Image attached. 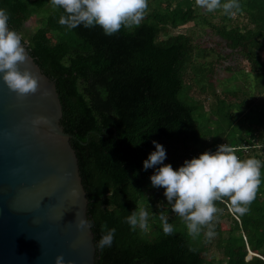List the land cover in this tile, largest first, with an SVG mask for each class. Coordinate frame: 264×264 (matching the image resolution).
Segmentation results:
<instances>
[{
    "label": "trees",
    "instance_id": "trees-1",
    "mask_svg": "<svg viewBox=\"0 0 264 264\" xmlns=\"http://www.w3.org/2000/svg\"><path fill=\"white\" fill-rule=\"evenodd\" d=\"M150 1L157 6L139 26H122L118 33L108 36L99 25H81L73 30L60 25L64 10L52 7L51 0H0V8L11 14L9 27L21 36L42 71L56 80L63 106L62 124L73 135L71 143L89 200L87 214L93 224L95 243L101 237L102 224L106 222L109 228L116 229L112 246L97 249L96 264H264V129L252 125L246 129L231 128L232 105L221 102L219 114L230 127L227 132L221 125L215 128L222 130L219 135L214 134L210 148L217 150L226 136L241 160L249 156L261 162L259 189L255 200L247 206L248 212L234 214L229 198L224 197L215 202L218 211L210 224L199 226L198 233H190L189 222L172 212L163 189L153 187V198H146L149 184L145 177L154 174L155 168L145 171L142 163L155 150L152 141L176 143L178 148L188 143L203 146L202 138L209 131L195 115L199 107L186 96L183 76L192 57L191 36L180 30L171 33L190 21L199 23L202 8L196 0H169L166 7L158 6L163 0ZM227 2L221 0V6ZM236 2L249 15L252 27L223 24L222 31L206 15L205 23L225 40L222 50L227 54L219 52L221 59L233 53L243 55L254 73H262L264 0ZM48 5L51 8L46 13L42 9ZM31 8L44 15L35 30L24 38L25 16ZM228 13L222 22L227 20ZM46 24L52 27L54 44L47 36ZM79 77L89 78V89L78 90ZM242 146H248L250 154ZM199 155L190 148L186 160ZM167 159L164 163H170L174 169L185 161H177L175 155ZM145 201V209L151 212L149 219L157 225V235L152 238L146 228L137 226L134 231L125 222L131 211L142 208ZM161 211L173 226V235L164 234ZM224 218L230 219L231 226L222 231L219 222ZM209 230L215 237H211L210 245L216 244L225 252L224 260L204 255L199 242L202 233ZM249 252H254L250 258Z\"/></svg>",
    "mask_w": 264,
    "mask_h": 264
},
{
    "label": "water",
    "instance_id": "water-1",
    "mask_svg": "<svg viewBox=\"0 0 264 264\" xmlns=\"http://www.w3.org/2000/svg\"><path fill=\"white\" fill-rule=\"evenodd\" d=\"M18 67L40 76V91L20 99L0 73V264H55L61 253L96 264L92 228L77 227L89 200L56 80L29 50Z\"/></svg>",
    "mask_w": 264,
    "mask_h": 264
},
{
    "label": "clouds",
    "instance_id": "clouds-1",
    "mask_svg": "<svg viewBox=\"0 0 264 264\" xmlns=\"http://www.w3.org/2000/svg\"><path fill=\"white\" fill-rule=\"evenodd\" d=\"M52 6H60L65 14L59 19V24L73 30L81 25L84 28L101 26L105 35L118 33L122 26H139L144 19L148 0H51ZM196 4L212 12L221 7V0H196ZM238 8L236 0H228L223 9L228 12ZM11 14L6 8H0V73L8 88L17 93L20 99L40 91V76L28 68L21 70L19 63L27 62L28 50L22 44L21 36L9 27ZM45 120L38 117L34 123ZM155 150L150 152L143 161V168H155L151 175L152 187H163L164 196L171 205L173 213L189 223L190 233H198L199 226L210 224L218 211L215 202L228 197L234 214L244 215L256 198L260 185L261 162L254 158L241 160L236 149L229 143L221 144L216 152L206 151L198 157L185 160L178 169L165 164L166 149L158 141H152ZM161 204H158L160 207ZM109 207V211H111ZM150 213L144 208H136L125 218L132 230L147 227ZM160 220L165 235H173L174 228L168 223V218L161 211ZM92 228V221L81 217L77 227ZM115 228H109L107 223L101 225V237L96 242V248L103 250L111 247L115 238ZM206 235H214L209 230ZM55 264H75V261L65 260L61 253L55 257Z\"/></svg>",
    "mask_w": 264,
    "mask_h": 264
},
{
    "label": "rangeland",
    "instance_id": "rangeland-1",
    "mask_svg": "<svg viewBox=\"0 0 264 264\" xmlns=\"http://www.w3.org/2000/svg\"><path fill=\"white\" fill-rule=\"evenodd\" d=\"M169 4V0H163L158 4V6L166 7ZM156 6V3L149 0L148 8L144 13V19L149 13L152 12V8ZM49 8L51 7L48 5L42 10L47 13ZM238 8L234 7L231 9L228 13L227 20L224 22L222 21L226 11L223 9V6L207 13L205 12L204 8H202L199 9V23L190 21L180 29L171 30V33H177L180 30L191 36V41L193 44L192 57L185 65L183 76L185 83L187 84L186 96L188 98H186L188 101L194 102V104L199 107L195 111V115L197 116L203 128H209V131L202 138L203 146H200L199 144L193 145L192 143H188L187 145L178 148V144L176 143L158 141L164 145L167 151L170 150L166 155L165 160L167 162V157L170 155H175V159H177V161L186 160V152L190 148L200 154L206 151L212 153L216 152V150L211 151L210 148L211 143L213 142L214 134L216 136L219 135L222 129L224 132H227L230 127L228 121L222 120V116L218 111L219 107L223 104L221 103L222 101L225 102V104L232 105L230 110L233 111L234 117L231 128L240 127L242 129H246L248 126L252 125L256 128L264 129V72L254 73L248 61L244 59L243 55L240 54H228L229 56L227 58L221 59L219 52L224 54L227 52L226 50V52L222 50L225 40L221 38L220 34H218L219 32L207 25L204 19V16L206 15L207 19L214 24H218L220 30L222 31L224 30L222 27L223 24L233 25L235 23H239L240 26H245L246 29L252 27V24H249V15H247L246 11H244V8L240 6ZM43 15V13L37 11V9L34 8H31L30 11H28L25 16V31L22 33L24 38H27V35L35 30L37 25L40 23L39 19H41ZM46 32L48 38L50 39V43L54 44L56 42V38L52 27L49 24H46ZM227 49L233 51L230 47H227ZM220 59L223 61L218 62ZM218 63L220 64L217 66V69L213 71L214 66H216ZM226 65L227 67H231L227 68L225 67ZM89 88V78L79 77L78 90L83 92ZM220 125L222 126V129L215 130V128ZM221 144H227L226 136L222 137L219 145ZM240 147L241 145L237 148ZM242 147L245 153H249L248 150L250 149H248V146ZM257 147L260 146L258 145ZM179 151L182 155L178 153ZM253 155L254 154H251L250 156L252 157ZM180 157H183V159ZM248 157L249 156H246L245 160L248 159ZM150 177L151 174L145 177L147 184H149L146 188L145 195L146 198L149 199L153 198V193L156 192L151 186ZM157 189H163V192L165 191L163 187H159ZM146 205H148V202H143L142 208L145 209L144 206ZM219 225L221 230L225 231L231 226L230 219H221ZM156 228L157 225L155 224L154 219L151 221V218H148L146 229L150 238L157 235ZM206 233L207 231L202 233V237L199 242L204 251V255L208 259L215 258L217 261L224 260L225 252L219 250L216 247V244L210 245V242L215 237L212 236L213 238H209ZM226 235L227 234L224 233V236ZM252 255H254V252H249L248 258H250Z\"/></svg>",
    "mask_w": 264,
    "mask_h": 264
}]
</instances>
